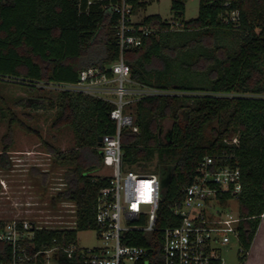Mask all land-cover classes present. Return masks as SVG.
Wrapping results in <instances>:
<instances>
[{
  "label": "trees",
  "instance_id": "1",
  "mask_svg": "<svg viewBox=\"0 0 264 264\" xmlns=\"http://www.w3.org/2000/svg\"><path fill=\"white\" fill-rule=\"evenodd\" d=\"M188 1L172 0V22L160 16L145 18L141 23L156 32L143 46L125 53L134 82L179 95L145 98L133 107L139 131L122 133V167L133 171L157 158L155 169L143 174L160 178L158 230L179 224L172 209L182 203L184 190L206 157L238 168V233L245 260L264 215V0H200L199 17L185 21ZM132 3L134 15L146 5L140 0ZM234 12L239 13L237 21L232 20ZM115 26L116 20L96 0H0V88L15 83L37 93L39 98L19 105L56 110V125L64 121L75 137L73 150L56 153L57 162L68 167L67 189L53 205L74 203L76 228L34 229L32 239L21 243L32 260L19 264H45L41 252L77 246L80 232L97 231L98 200L111 180L93 173L104 167L99 138L116 132L110 117L115 106L69 92H58L54 100L44 85L77 83L82 71L118 61ZM233 34L238 42L231 47L223 38ZM5 114L10 120L2 139L4 152L12 148L13 126L38 135L15 116L0 92V122ZM168 121L172 125L163 140V124ZM5 158L0 157V167H7ZM4 227L0 221V232ZM159 237V232H138L127 244L148 248L158 257ZM53 258L56 264H84L78 253L69 258L56 251ZM12 261L13 248L0 240V264Z\"/></svg>",
  "mask_w": 264,
  "mask_h": 264
},
{
  "label": "built area",
  "instance_id": "2",
  "mask_svg": "<svg viewBox=\"0 0 264 264\" xmlns=\"http://www.w3.org/2000/svg\"><path fill=\"white\" fill-rule=\"evenodd\" d=\"M132 1L96 0L102 3L105 14L116 20L120 47L118 61L103 68L92 67L82 71L77 83L44 85L52 91L82 94L115 106L110 117L116 123V132L104 136L99 148L104 168L111 170L110 186L101 191L96 213V233L102 246L93 250L82 249L78 245L53 248L41 254L46 255L45 264H56L53 258L56 251H63L69 258L78 253L84 264H223L220 248L230 245L232 238L239 243L241 218L239 212L233 213L228 208V203L237 199L242 190L238 168L206 157L199 164L193 183L184 190L182 203L172 209L179 224L158 230L162 198L159 176L126 171L122 167V133L139 131L133 107L145 98L179 95L175 91L150 88L131 79L125 53L143 46L145 40L156 32L155 27L134 21ZM88 4L91 5L92 1ZM238 18L239 13L234 12L232 20L237 21ZM174 28L179 29V24L175 23ZM238 143V139L232 142ZM73 218L74 226L66 230L76 228V210ZM35 225L28 219H15L0 232V240L13 248L11 264L32 260L21 243L32 239V231L38 229ZM138 232L160 233L158 257L148 248L127 244Z\"/></svg>",
  "mask_w": 264,
  "mask_h": 264
},
{
  "label": "rangeland",
  "instance_id": "3",
  "mask_svg": "<svg viewBox=\"0 0 264 264\" xmlns=\"http://www.w3.org/2000/svg\"><path fill=\"white\" fill-rule=\"evenodd\" d=\"M145 7H140L133 19L142 22L149 16H160L164 21L172 22V0H140ZM200 0H189L186 4L185 21L199 17ZM176 31L177 29L174 28ZM223 42L234 47L238 42L235 34L223 38ZM182 75V73H181ZM50 91L48 97L57 99L56 91ZM0 92L7 106L15 116L38 133L29 134L17 125L12 128V148L4 152L2 139L8 133L9 115L5 114L0 122V157H6L7 167H0V221L7 225L15 219H28L36 223L38 229H70L74 226L75 206L69 201L53 199L67 189L65 174L68 167L57 162L56 153H68L75 148V137L65 122L56 125L57 111L33 110L28 105H19L20 101L36 99L37 93H30L23 86L15 83H3ZM171 122L163 124V140L171 128ZM157 164L155 158L150 164L134 167L136 173L144 170L153 171ZM99 177H110L111 170L102 167L93 173ZM233 213L239 212L237 199L228 203ZM73 218V219H72ZM264 221V218L262 219ZM78 247L82 249H97L102 246L96 231L80 232ZM223 264H264V225L260 227L247 259L241 260L242 253L238 241L232 238L231 244L220 248Z\"/></svg>",
  "mask_w": 264,
  "mask_h": 264
},
{
  "label": "crops",
  "instance_id": "4",
  "mask_svg": "<svg viewBox=\"0 0 264 264\" xmlns=\"http://www.w3.org/2000/svg\"><path fill=\"white\" fill-rule=\"evenodd\" d=\"M262 225H264V221L262 220V223H261V226ZM260 226V227H261ZM259 231H260V228H259V230H258V233H257V235L259 234ZM257 235H256V238H257ZM256 238H255V240H256ZM255 240H254V243H253V246H252V248L254 247V245H255ZM252 248H251V250H250V252H249V254L251 253V251H252Z\"/></svg>",
  "mask_w": 264,
  "mask_h": 264
},
{
  "label": "water",
  "instance_id": "5",
  "mask_svg": "<svg viewBox=\"0 0 264 264\" xmlns=\"http://www.w3.org/2000/svg\"><path fill=\"white\" fill-rule=\"evenodd\" d=\"M101 144H102V137L99 138V145L101 146Z\"/></svg>",
  "mask_w": 264,
  "mask_h": 264
},
{
  "label": "flooded vegetation",
  "instance_id": "6",
  "mask_svg": "<svg viewBox=\"0 0 264 264\" xmlns=\"http://www.w3.org/2000/svg\"><path fill=\"white\" fill-rule=\"evenodd\" d=\"M166 134H167V133H166ZM166 136H167V135L164 136V139H166Z\"/></svg>",
  "mask_w": 264,
  "mask_h": 264
}]
</instances>
